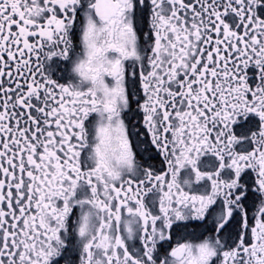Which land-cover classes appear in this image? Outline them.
<instances>
[{
	"label": "snow or ice",
	"instance_id": "6c2138e0",
	"mask_svg": "<svg viewBox=\"0 0 264 264\" xmlns=\"http://www.w3.org/2000/svg\"><path fill=\"white\" fill-rule=\"evenodd\" d=\"M0 264H264V0H0Z\"/></svg>",
	"mask_w": 264,
	"mask_h": 264
}]
</instances>
